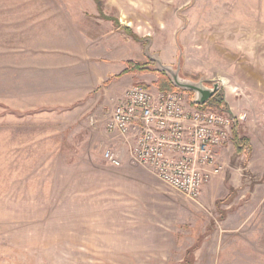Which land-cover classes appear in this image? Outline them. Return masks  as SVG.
Wrapping results in <instances>:
<instances>
[{"label":"rangeland","instance_id":"1","mask_svg":"<svg viewBox=\"0 0 264 264\" xmlns=\"http://www.w3.org/2000/svg\"><path fill=\"white\" fill-rule=\"evenodd\" d=\"M100 1L0 0V264H264V0ZM126 27L140 40L126 43ZM113 30L136 61H150L149 46L176 68L182 53L181 75L220 82L228 104L204 106L247 114L238 134L250 148L239 153L235 136L198 201L89 124L102 90L57 101Z\"/></svg>","mask_w":264,"mask_h":264},{"label":"built area","instance_id":"2","mask_svg":"<svg viewBox=\"0 0 264 264\" xmlns=\"http://www.w3.org/2000/svg\"><path fill=\"white\" fill-rule=\"evenodd\" d=\"M97 114V113H96ZM89 116V124L121 139L134 164L147 167L169 187L198 201L207 183L223 169L220 150L229 149L240 120L232 110L193 103L187 91H163L154 85L133 84L111 110ZM101 116V117H100ZM109 163L120 166L123 155L104 151Z\"/></svg>","mask_w":264,"mask_h":264},{"label":"crops","instance_id":"3","mask_svg":"<svg viewBox=\"0 0 264 264\" xmlns=\"http://www.w3.org/2000/svg\"><path fill=\"white\" fill-rule=\"evenodd\" d=\"M121 27V24L117 25L118 30ZM124 32L130 36L125 30ZM120 36H122L120 33H115L113 30V32L108 37H102V44L104 43L105 46L106 43L109 42L111 48L108 50H103V56L101 57L102 60L95 64H93V57L90 58L87 73L84 75L83 81H74L70 84L66 83L59 85L57 87V92L59 95H61V97H58L57 101H60L61 103L73 104L85 99L90 100L91 94H96L94 93L96 90H102L101 95H95L93 101L94 104H98L97 110H101L100 113H105L111 110L116 99L122 96L125 91L133 85V80L137 75L147 74L131 73L125 74L123 76H117L125 69L126 61L134 60V54L130 53L129 49L128 53L121 51L118 45L121 40L119 39ZM122 38L124 41L128 40V42H126L128 44H130V40L133 39L132 36H130L131 39H125L124 37ZM109 79H111V83L109 85H105L104 83ZM100 87H102V89ZM94 104H91L90 106H93ZM117 145L119 148L124 149V145L122 143L119 144L118 142H114V146L117 147ZM225 149L226 148L220 150V155L225 152Z\"/></svg>","mask_w":264,"mask_h":264},{"label":"trees","instance_id":"4","mask_svg":"<svg viewBox=\"0 0 264 264\" xmlns=\"http://www.w3.org/2000/svg\"><path fill=\"white\" fill-rule=\"evenodd\" d=\"M98 4V7H101V1L100 0H95ZM125 31L132 36L135 40H140V37L133 33L131 31V29L129 27L125 28ZM152 61H148V62H142V61H136V60H128L125 62L126 67L125 69L118 74L117 76H123L125 74H145V73H149V72H156L159 74V78L157 81L154 82V85L157 86L160 90L163 91H180L182 89L176 87L171 78L165 73V72H160L157 71L155 69L152 68ZM111 83V79L107 80L104 84L105 85H109ZM142 86L144 87H148L149 84L141 82L140 83ZM184 91V90H183ZM189 93V95L193 98L194 94L190 91H187ZM210 104L215 105V106H219L221 109L223 110H227L226 108H228V104L223 100L222 97H214L211 99ZM206 107V106H204ZM210 106L208 105L206 108H209ZM213 107V106H212ZM236 135V140H235V144H236V148L238 150L239 153H243L247 150V148H250V139L249 138H243L240 137L238 132L235 133ZM233 196L232 194H228L225 199H223L224 201H230L232 200Z\"/></svg>","mask_w":264,"mask_h":264},{"label":"water","instance_id":"5","mask_svg":"<svg viewBox=\"0 0 264 264\" xmlns=\"http://www.w3.org/2000/svg\"><path fill=\"white\" fill-rule=\"evenodd\" d=\"M147 56L148 58L156 62V66L153 65L152 68L160 71L165 72L172 80L173 84L184 90L190 91L194 94L193 103L199 106L205 105L209 102L219 91L220 82H214L213 86L210 87L205 83L204 79L199 81H194L189 78H185L181 75V58L182 53H180L178 65L175 68L173 65L165 64L159 55H152L149 52V46L146 47ZM182 52V51H181Z\"/></svg>","mask_w":264,"mask_h":264},{"label":"flooded vegetation","instance_id":"6","mask_svg":"<svg viewBox=\"0 0 264 264\" xmlns=\"http://www.w3.org/2000/svg\"><path fill=\"white\" fill-rule=\"evenodd\" d=\"M216 95H217V93H216ZM216 95H215V96H216ZM215 96H214V97H215Z\"/></svg>","mask_w":264,"mask_h":264}]
</instances>
